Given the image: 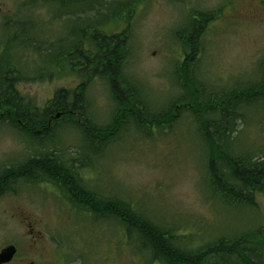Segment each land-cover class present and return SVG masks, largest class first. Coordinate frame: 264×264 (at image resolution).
Wrapping results in <instances>:
<instances>
[{
	"label": "rangeland",
	"instance_id": "obj_1",
	"mask_svg": "<svg viewBox=\"0 0 264 264\" xmlns=\"http://www.w3.org/2000/svg\"><path fill=\"white\" fill-rule=\"evenodd\" d=\"M28 1L0 0V32L12 20L20 21L16 26L8 25L0 34V48L5 50L3 58H7L11 49H20L19 43L29 40L35 48L41 45L43 52L33 58L35 64L47 66L50 61L63 62L59 61L63 49L49 46L47 41L53 36L56 42L66 35L63 31L68 32L73 26L78 32L85 21L74 19L62 27L64 17H55L53 11L63 15L70 5L77 10L84 6L80 2L74 5L73 0H51L53 11L47 5L24 9ZM111 1L104 3L111 4ZM132 2L121 0L117 5L104 8L98 19L105 35H118L126 28L121 22L125 20L111 19H117L122 9ZM137 2L130 10L127 25L130 29L126 34L129 52L124 55L123 67L132 84L142 90V99L152 112L169 108L182 96L180 88L185 72L177 66L183 53L173 35L189 36L195 30L197 34L198 24L193 25L189 18L191 10L203 13L221 9L219 17L222 19H215L205 29L208 21L203 23L204 32L200 33V47L194 59L192 76L203 84V93H223L236 86L244 90L243 86L260 81L258 64L264 59V0ZM234 12L247 15L240 20L232 18ZM207 14L205 16H209ZM32 19L41 22L40 27L49 34H37L31 24H25ZM51 21L54 25L48 26ZM19 32L23 34H16ZM29 51L24 50L19 60L22 58L21 73L31 78L28 73L31 69L27 66ZM47 71L39 69V80L18 86V90L41 109L58 89H73L80 84L78 72L55 70L48 75ZM85 100L93 126L106 127L111 123L113 103L101 80L90 83ZM180 108L179 103L173 104L170 125L154 127L148 133L137 130L136 121L129 117L125 120L127 131H122L114 143L105 146L85 141L72 125L61 128L60 132L65 135L59 136L58 142L66 154L72 156L78 151L95 169L81 171L82 183L87 188L96 185L100 194L110 193L115 198L130 201L132 206L138 205L136 209L148 213L152 222L174 230L182 242H189V248L195 250L217 238L228 239L235 234L264 229V194L255 195L256 208L241 209L223 205L209 189L205 169L208 147L196 132L192 116L182 114ZM215 109V105L208 107V110ZM239 112L243 120L233 121L235 130L230 131L232 137L222 148L242 160L252 157L264 160L262 107L256 102L238 108L236 113ZM52 136L42 138L41 142L51 145ZM31 146L36 149L37 144L31 142ZM10 147H14L13 139L1 136L0 164L12 153H5ZM35 191L29 194L23 188L12 200L7 199L10 196L0 198V248L16 244L20 258L35 264H149L144 254L134 248V243L125 239L124 230L116 223L77 214L62 197L48 195L41 188ZM233 262L237 261L233 259Z\"/></svg>",
	"mask_w": 264,
	"mask_h": 264
},
{
	"label": "trees",
	"instance_id": "obj_2",
	"mask_svg": "<svg viewBox=\"0 0 264 264\" xmlns=\"http://www.w3.org/2000/svg\"><path fill=\"white\" fill-rule=\"evenodd\" d=\"M29 1L37 2L38 0ZM105 1L73 0L74 5L80 2L84 9L77 10L70 5V9L63 15L53 11L55 17L75 16L76 20L86 19L87 79L86 84L84 82L74 90H57L53 98L42 109L37 107L33 101L21 97L20 104L23 114L25 112L39 113L37 126H46L52 113H61L60 121L55 124L58 126L61 125L62 120L66 122L70 119L73 112H81L77 94L79 93L81 97L84 95L83 90L93 77L104 80L108 84L109 92L112 91V82L120 78L123 43L126 34L121 32L118 35H105L106 33L100 29L102 23L98 17L105 7L117 5L121 0H112L111 4H105ZM137 3V0H134L130 8L125 7L117 19L111 20H125V23H128L131 19L130 10ZM33 5H51V0H42V2ZM81 15L86 17L81 18ZM199 35L201 34L189 37L186 35L181 38L180 34H176L178 40L183 41L180 43L184 59L180 64V69L185 72L182 89L186 95L175 103L181 105L180 111L192 116L196 132L208 147L205 169L209 189L217 195L222 204L228 207L256 208L255 195L257 193L264 194V160H258L257 157L242 160L229 155L222 145L232 137L229 133L235 130L233 121L241 120V118L243 120L242 114L236 113L238 108L257 102L264 111V59L258 64L261 76L258 83L243 86L244 90L233 88L223 93L211 92L202 98L204 96L201 90L202 84L198 85L191 76L200 40ZM31 46H33L32 43ZM77 59L78 55L75 53L67 62L76 60L75 66L79 67ZM1 63H5V61L1 60ZM17 73L18 71L13 65L0 66V112L19 109L17 92L14 87L16 83L14 81L18 80ZM132 89L135 90V88ZM75 90L79 92L76 93ZM126 96L128 99H120L117 102L111 123L104 129L92 131V134L98 137L100 139L98 141L103 145L111 143L115 139L114 135H117L118 131L126 126L125 120L129 117L136 121L134 127L138 128L137 130L146 133L152 132L154 127L159 129L170 125L171 108L158 113H150L146 111L145 107H142L136 90ZM212 105H215L216 109L208 110V107ZM126 108L130 109L132 116L122 115V111ZM68 112L72 113L71 116L66 115ZM82 116L84 115L82 114ZM213 116L215 118H212ZM82 118L80 119L81 124L85 123L90 127V123L88 124L85 118ZM117 118H119V124ZM262 118L264 122V115ZM87 134L86 132L85 135L87 136ZM89 136L91 135L89 134ZM90 141L96 140L91 139ZM40 165L44 169L52 171L50 163L42 162ZM62 175H65L62 172V167L55 163L54 176L58 177V183L68 192L69 195L66 199L71 206L77 207L95 218L110 219L116 222L124 230L126 240L134 243L135 249L147 257L149 264H264V229L251 233L233 234L234 236L228 239L217 238L194 250L187 246L190 245L189 242H182L179 234H175L174 230L166 229L157 221L152 222L148 213L137 210L138 205L132 206L126 199L114 196L104 197L92 189H85L80 181L73 176V173L70 174V179L67 177L65 181ZM3 181L1 179V182ZM2 185L5 183L3 182ZM233 259L237 262H233Z\"/></svg>",
	"mask_w": 264,
	"mask_h": 264
},
{
	"label": "flooded vegetation",
	"instance_id": "obj_3",
	"mask_svg": "<svg viewBox=\"0 0 264 264\" xmlns=\"http://www.w3.org/2000/svg\"><path fill=\"white\" fill-rule=\"evenodd\" d=\"M230 5V4H229ZM227 5V6H229ZM194 10H191V13ZM223 11V10H222ZM212 14L217 19L220 18L221 9L211 11ZM247 14H240L237 12L233 13L232 18H238L240 20H244L241 17L245 16ZM64 20L62 25L64 26L67 22L72 23L74 19L67 20L66 16H63ZM62 18V17H61ZM81 20V19H79ZM85 25L81 26L78 32H76L75 27L73 26L72 29H70L68 32L63 31L62 34H66L60 37L58 40V44H56L55 40L53 39V36L51 37V41H47L49 43V46H53L55 48L63 49L59 54H61V58L59 61L61 62V66L58 68L59 70H72L79 73V81H85L87 76V34H85V27H86V20ZM208 21V22H207ZM53 21L47 23L48 26L54 25L52 24ZM207 25L204 27L209 26V23H213V18L210 16H205L201 19V21L198 23V29L197 34H200L201 32H204V29L201 28L203 23H206ZM28 24H31L34 29H36L37 34H49L47 33V30H44V27L42 26L40 29V25L42 24L37 19H32L28 21ZM124 26H126V34L128 30L130 29V26H127L126 24L122 23ZM8 25L5 24L4 28L6 29ZM47 27V26H46ZM53 27V26H52ZM1 30L0 34H3L5 31ZM123 29V30H125ZM122 30V31H123ZM121 31V32H122ZM196 31V30H195ZM195 31L193 34H195ZM16 34H23L22 32L16 33ZM54 34V33H53ZM127 39V35L125 36ZM16 41V36L14 37ZM126 39L123 43V57H122V65L124 62V57L126 56L125 53L128 52V47L126 44ZM31 43L33 46H31ZM38 43L39 40H38ZM20 49L16 50L17 52L21 50L22 52L29 51L31 55H35L38 52L39 47L35 48V44L33 42H30L29 40H24L22 43H19L18 46ZM37 49V50H36ZM12 50V49H11ZM54 53V52H53ZM77 53L78 55V66L76 67V60L72 62H67L71 59V56L73 54ZM20 54V55H21ZM125 55V56H124ZM5 63H0V66H15V69L18 71L16 74V78L18 80H15L16 82L14 84L15 89L18 91V86L22 83L21 79H23V74L20 71V68H22V58L16 62H11L12 57L7 54V58L4 59ZM49 69H54V61H50L48 63ZM31 77H33V70L31 69ZM126 67L122 68V76H120L119 79H116L114 82H112V92L114 94L115 101L118 102L120 99H128L126 94L129 95V93H132L134 90L131 88V83L125 74ZM117 72V70H116ZM118 73V72H117ZM116 73V74H117ZM16 98L19 102V109L16 108L14 111H3L0 112V137L1 136H8L13 139L14 141V147H10L7 151L12 152L10 155H8L7 158L3 159L2 163L0 164V195L3 193H6V196H10V194L13 193V195H18L21 190L24 188L26 192H31L33 185L37 184V186L43 190H45L46 194L51 195L54 194V188H55V181H57L58 177L54 176V169H55V163L58 166L62 167V172L65 175L63 176V180L65 181L67 177L70 179V174L72 171H76L75 167L71 168V161H70V155L66 154L64 152L55 151L53 148L54 143V135L55 131L58 130V128H55L54 126H51V123L55 120L54 113L51 114L50 118L47 120L46 126H37L39 113L37 112H25L23 114L22 107L20 104V95H16ZM81 101L84 103V96L82 97ZM116 107V106H115ZM76 112H73L75 114ZM68 114H72L68 112ZM78 114V113H76ZM130 109L126 108L122 115L129 116ZM60 118V113L57 112L56 119ZM51 134H53L52 137H50L49 142L51 145L45 146L41 140L44 137H49ZM31 142L36 143V149H34L31 146ZM16 148V149H15ZM42 162H48L52 166V171H48L41 167ZM54 168V169H53ZM1 179H3L5 185H2L3 182H1ZM63 181V182H64ZM58 182V181H57ZM58 187H60V184H57ZM5 195V194H4ZM0 197H5V196ZM7 247H12L14 250V254L12 256L10 253H6L3 257V261L0 262V264H35V262L32 261H26L24 258H20L19 256V250L16 244L9 243L0 248V253L6 249ZM28 249L31 251L30 245L28 246ZM32 255V252L30 253ZM11 256V257H10ZM33 256V255H32Z\"/></svg>",
	"mask_w": 264,
	"mask_h": 264
}]
</instances>
